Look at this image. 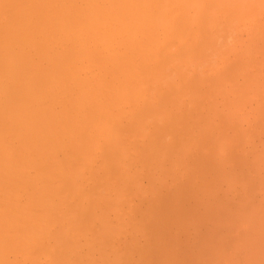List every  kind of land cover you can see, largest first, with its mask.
<instances>
[{
    "label": "bare ground",
    "instance_id": "obj_1",
    "mask_svg": "<svg viewBox=\"0 0 264 264\" xmlns=\"http://www.w3.org/2000/svg\"><path fill=\"white\" fill-rule=\"evenodd\" d=\"M257 37L264 0H0V264H149L165 255L157 245L115 247L151 226L127 230L134 199L161 200L171 177L178 201L181 183L195 193L196 174L201 203L216 190L232 200L236 187L239 204L256 198L232 217L234 235L264 264V143L244 166L252 181L222 162L264 113Z\"/></svg>",
    "mask_w": 264,
    "mask_h": 264
},
{
    "label": "rangeland",
    "instance_id": "obj_2",
    "mask_svg": "<svg viewBox=\"0 0 264 264\" xmlns=\"http://www.w3.org/2000/svg\"><path fill=\"white\" fill-rule=\"evenodd\" d=\"M245 34H246L245 32L244 33L241 32V33H239V36L241 38H243V36L245 37ZM257 39H259V41H260L261 37L256 38V41L254 44H258V45H255V46L253 45V46L254 47L257 46L258 48L260 47L259 49L262 50V48H264V46H262V44L264 45V42H262V44H261L260 43L261 41L259 42ZM259 44H261V45L259 46ZM254 47H252V48H254ZM255 49H257V48H255ZM257 57L261 58L260 56H257ZM259 58L258 59L256 58V61L258 60V62H255V58L253 59V61H251L253 63V66H252V64H251V66L254 67L253 69H255V66H254V65H256L255 63L258 64L259 61L261 62V60H259ZM238 63H239L238 61H234L235 65L232 63V67L234 68V67L238 66L239 65ZM257 69H258V65H256L255 70H257ZM263 69L264 68H262L261 70L264 72ZM237 78H238V82H240V83L242 82V80H244V78L242 79V77L241 78L237 77ZM237 78H236V80H237ZM232 80H233V82H235L234 78ZM252 106H254V104ZM257 108L258 107L256 106L255 111H257V110H260V111H258V113L255 112L256 117L253 118L251 123H249V126L251 125L250 127H248V125H246L247 128L245 126H244V128H243V126H241V127H238L237 129H232L233 132H231V136L235 138V140L233 138V141L237 140L236 141L237 143L235 144L237 146L238 143H240V145H241L245 141V136L249 130L248 128H251L247 134L248 136H246V138H247L250 135V137L248 138L249 142H247V145L244 147V149L241 151L240 155L238 156L239 159H241L243 162L241 160L238 161L239 160L238 157L236 159H233L232 156H234L233 155L234 152L232 151V149H229L231 151H229V150L227 151L224 158L221 157L222 160L227 159L226 160L227 164H229V162H230L229 166L228 165L225 166V168H226L225 171L226 172L229 171L230 174L232 173L233 177H234L235 172H236L235 177L236 176H238V177L243 176L242 178H240V179H243V182L246 181V179H247V181L249 179L251 181L254 180V176H255L254 174L255 173L253 172L254 173L253 174L252 171H248V173L250 172V174H248L247 172H246L247 173L246 174L245 171H247L246 170L247 168L244 166L246 164V161H250L251 160L250 158L255 155V154H253V153H255L254 151L258 152V150L262 148V147H260V145H263V143H264V140H263V138H264V116H261L262 114L264 115V113H263V111H261V109H259V108L257 109ZM259 112H261V113L259 114ZM257 114H259V116H257ZM260 118H263V120H261ZM218 127H221V126L219 125ZM240 128H241V130H240ZM245 128L247 129V132H246V130H244ZM242 129L246 132L245 134L243 133L244 131H242ZM234 130H237V131H234ZM241 134H243L244 136ZM242 140H244V141L241 143L240 141H242ZM240 145L237 147H242ZM229 152H231V153L233 152L232 156H231V153H229ZM196 155L198 157L199 154H195L193 156L196 157ZM243 155H244V158H241V157H243ZM194 157H192V159L190 158L188 161L186 160L190 166L191 165L194 166L196 161L200 160L199 157L195 158V159H194ZM217 158H219V157H217ZM224 160L222 162H224ZM239 162H240V164H239ZM242 163L244 165H241ZM240 165L242 166V168L240 167ZM210 167H212V168H210ZM214 167H216V166L214 165ZM216 169H214L213 166H208V169H207V166H206V169L203 170V171H206L205 172L206 174H203V176L204 177L206 176L208 178V175L211 176V174L213 173L211 170H216ZM237 171H238V173H237ZM215 172L212 174V176L215 177V175H216V176L220 177V175L217 174L218 171H215ZM229 172L227 175H230ZM189 173H191V172H189ZM195 174H196L195 172H192V175L190 174L191 177L193 176L192 177L193 179L196 177V176L194 177ZM240 174H242V176H240ZM243 174H245V177ZM196 175H197L196 178H199V179L196 180V184L197 183L198 184H197V186L194 185V187L196 186V187H198V189L195 187L194 189H192L193 192H195V193H191L192 191L190 192L189 187H187L186 184H185L186 187L183 185L185 182L181 183V189L182 190H180V193L182 194V196H181V194H179L180 196L179 195L176 196V199H179V200L178 201L174 200L176 202L175 204L173 201V198L175 197V195L173 197V193H172V192H174V194H175V188H174L175 185H173L174 182H173V179H171V177H169V178L172 181L168 177L166 179V181L168 182L167 183L168 189L166 188V192H164L165 194L160 196L161 200H159L157 198L155 200L152 199L153 200L152 201V200H150L151 197H147L146 199H143L142 201H140V200L138 201L137 199H134L133 205H136L138 210L136 208L137 211H134L133 210L134 207H132V210H131L132 212L130 213V216H132L133 219H131V217L129 219V220H131L132 224L131 223L128 224V222H130V221L129 220L127 221L125 219L126 220L125 226H127V230H129L128 226H130V227H131V225L133 226L132 220H134V224H135V222L140 223L141 222L140 220H142V222H143L144 221L143 219H146V218H147L146 219V222H147L148 218H151V220H152L151 226H150V228L148 227L146 229V231H144V232L142 231L143 234L139 233V234L133 235L135 237H133L131 235L133 233V230H134L133 227H131L130 228L131 231H129L131 233L130 235H129V232H127L128 234L126 233L124 235L125 239H124V237H122L120 239L121 241L120 240H119V242L116 241V243H115L116 249L121 250L124 246L126 247L127 242L129 245L130 243H133V241L134 242L136 241L135 244L137 246L142 244L141 245L142 247L148 246L149 242L151 243V245H157V247H156L157 252H162V254L165 253V255L158 254V256H153L155 258V260H151V258L152 259H154V258L151 257L152 255L150 256V254L148 253L150 257H148L149 259L146 262H150L149 264H181V263H183V264H209L210 261H212V260L215 261V264H256V261L254 259L255 256L257 255V251H256L255 246L245 245L244 242H242V246H240V247L237 245V240H236V237L234 235V232H235V230H236L237 234H239L241 232L237 228L236 220L232 218L233 216L237 215L238 212L243 211L244 208L245 209H251V208L256 207L258 204V203H256V198H251L249 200V204H247L246 206H245V204H241V203L239 204V201L242 200V198H239L240 197L239 195H242L243 190L240 189L241 187L240 188L236 187L235 188L236 190H234L235 196L232 195L234 198L232 200H228V199L224 198L225 195L222 194L223 191L222 192L218 191V193H217V190H216V192H215V194H217L216 199L209 201V203H201V201L198 197L199 194H201V192H198V191L201 190L200 189L201 188L200 183L202 182V180H200L201 177L198 176L199 174H196ZM146 176L144 173L139 178H140L141 184L147 188V185H148L150 179H148L149 177H146ZM211 177H209V179ZM218 177H215V178H218ZM199 180H200V182H199ZM171 183H172V185H171ZM219 189H220V187H219ZM188 190H189V192H187ZM236 191H239L238 192L239 197L237 196ZM250 191H252V190H250ZM240 192H242V193L240 194ZM187 193H188V196H187ZM189 193H191V195ZM166 194H168V195H166ZM169 194H171V195H169ZM149 200H150V202H149ZM176 204H177V207H175ZM122 206H124L123 211L126 210L125 207L128 208L127 205H125L124 203ZM151 208H154V212L152 213L153 215L151 217L150 216L146 217L147 214L148 215L151 214L150 211L153 210ZM172 208H173V210H172ZM144 211L146 213L147 212L148 213L146 214ZM142 212H143V214H142ZM154 213H156V214H154ZM197 213H199L201 217L198 216ZM126 217L129 218V216H126ZM148 221L150 222V220H148ZM146 222H144V223L146 224ZM149 222H147V223L149 224ZM126 223H127V225H126ZM153 225L154 226L159 225L158 227L155 226L157 228V230H155V227L152 228ZM155 232L157 234H155ZM144 233H146V234H144ZM157 237H158L157 241L159 242V244H157V243L152 244L153 241L157 242L156 241ZM133 238H134V240H133ZM223 238H224V243L222 245L221 250H220V246L217 248H214V250H211L209 248V245H213L215 247V246L221 244V241L223 240ZM128 239H130L132 242L130 241V243H129V241H127ZM153 239H155V240H153ZM164 244H165V246H164ZM141 246H139V247H141ZM166 246H167V248H170V250L172 248H174V250L172 249L173 252H171L170 250L167 251V252H171L172 254H168L165 251V250H168V249H165ZM158 247L160 248V250L158 249ZM163 248L165 250H163ZM130 252H132L133 254H131ZM130 252H129L130 254L128 253L127 257L129 259L131 257L130 255H132V257L130 259V261H132V262H130L128 259L127 260L130 263H134V259H135V262L139 261V260H137V258L139 259L141 257L140 253H139L140 251L131 249ZM135 253H137L139 257H137V254H135ZM148 254H146V256Z\"/></svg>",
    "mask_w": 264,
    "mask_h": 264
}]
</instances>
